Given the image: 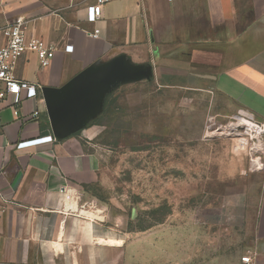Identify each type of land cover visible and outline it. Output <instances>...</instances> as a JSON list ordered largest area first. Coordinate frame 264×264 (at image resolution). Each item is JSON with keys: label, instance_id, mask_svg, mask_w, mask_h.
Listing matches in <instances>:
<instances>
[{"label": "crops", "instance_id": "1", "mask_svg": "<svg viewBox=\"0 0 264 264\" xmlns=\"http://www.w3.org/2000/svg\"><path fill=\"white\" fill-rule=\"evenodd\" d=\"M92 2L0 0V30L22 20L27 36L53 48L49 66L26 52L13 70L44 87L45 98L18 105L8 98L0 108V264H244L245 255L248 264H264V146L246 241L238 238L244 231L222 235L207 211L139 229L109 196L91 143L97 112L80 113L76 127L57 138L47 110L77 76L112 67L88 94L99 106L121 69L149 68L180 74L192 81L188 88L214 91L264 122V0H110L96 24L86 21ZM93 26L98 38L83 30ZM228 218L238 223L244 214L229 211Z\"/></svg>", "mask_w": 264, "mask_h": 264}, {"label": "rangeland", "instance_id": "2", "mask_svg": "<svg viewBox=\"0 0 264 264\" xmlns=\"http://www.w3.org/2000/svg\"><path fill=\"white\" fill-rule=\"evenodd\" d=\"M191 82L155 71L105 95L89 123L97 128L91 143L103 179L109 196L125 206L130 226L145 229L207 211L222 235L244 231L238 238L245 240L262 150H251L256 138L243 124L231 129L247 111L214 91L188 88ZM229 211L244 219L233 222Z\"/></svg>", "mask_w": 264, "mask_h": 264}, {"label": "built area", "instance_id": "3", "mask_svg": "<svg viewBox=\"0 0 264 264\" xmlns=\"http://www.w3.org/2000/svg\"><path fill=\"white\" fill-rule=\"evenodd\" d=\"M110 0H93L86 8V21L96 24L102 17L103 6ZM87 35L92 38L100 36V29L93 26L91 29H83ZM0 35L4 38L0 42V108L2 104L11 98V104L18 105L24 99L37 97L41 93V87L33 83L19 80L13 74L16 61L26 52L35 53L40 67L45 68L50 65L53 48L42 39L29 37L25 33V25L22 20H16L14 23L0 30ZM71 45L65 46V51L71 50ZM17 112V109H15ZM38 114L36 111L33 115ZM241 116V115H240ZM243 117L250 121V131L256 141L251 146L259 144L262 149L264 137V122L256 120L252 114L243 112ZM238 117V116H236ZM246 127V126H245ZM244 264L252 261L249 255L241 257Z\"/></svg>", "mask_w": 264, "mask_h": 264}, {"label": "water", "instance_id": "4", "mask_svg": "<svg viewBox=\"0 0 264 264\" xmlns=\"http://www.w3.org/2000/svg\"><path fill=\"white\" fill-rule=\"evenodd\" d=\"M111 68L77 76L73 81L74 84L71 91L67 94L63 101L53 105L48 104L47 110L49 112L51 120L52 131L57 138L63 135H67L73 130L74 127H76L77 119L80 113L89 111L94 115L96 114V112L98 113L100 111L104 98L101 103H99V106H92L90 101L88 100V94L90 92V89L92 88L91 92L93 95L95 86H98L96 85L98 84L96 81L108 77ZM121 70L122 71L120 73L122 76L114 80L118 81L111 82L113 83V87L123 81H127L151 73L149 68H146L145 70H142L140 72H130L126 68H123ZM113 87H111V89ZM111 89H109V91ZM41 94L43 98H45L44 87H41Z\"/></svg>", "mask_w": 264, "mask_h": 264}, {"label": "bare ground", "instance_id": "5", "mask_svg": "<svg viewBox=\"0 0 264 264\" xmlns=\"http://www.w3.org/2000/svg\"><path fill=\"white\" fill-rule=\"evenodd\" d=\"M236 119H237V123H235V124H232L231 125V129H235L236 128V126L237 125H239V124H243L244 126H246V128H247V130H249V128L251 127V124H250V121L249 120H247L246 118H241V117H236ZM223 131V130H222ZM233 133V132H232ZM236 133V132H235ZM225 135V134H224ZM251 150L253 151V152H258V151H261V147H260V145L259 144H257V145H253V146H251Z\"/></svg>", "mask_w": 264, "mask_h": 264}]
</instances>
